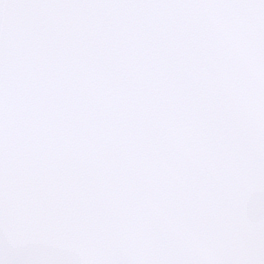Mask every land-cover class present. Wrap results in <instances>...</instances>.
Listing matches in <instances>:
<instances>
[{"label": "snow or ice", "instance_id": "6c2138e0", "mask_svg": "<svg viewBox=\"0 0 264 264\" xmlns=\"http://www.w3.org/2000/svg\"><path fill=\"white\" fill-rule=\"evenodd\" d=\"M0 264H264V0H0Z\"/></svg>", "mask_w": 264, "mask_h": 264}]
</instances>
